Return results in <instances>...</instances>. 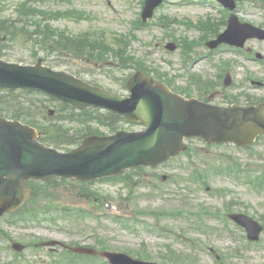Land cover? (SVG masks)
I'll return each mask as SVG.
<instances>
[{
	"label": "rangeland",
	"instance_id": "374dc122",
	"mask_svg": "<svg viewBox=\"0 0 264 264\" xmlns=\"http://www.w3.org/2000/svg\"><path fill=\"white\" fill-rule=\"evenodd\" d=\"M167 1L164 7L156 10L153 19L149 21V27L141 30L135 28L134 23L139 18L143 0H0V21L18 18L21 6H27L36 11V21L41 25V29L49 33L56 34L64 31L79 40L83 39L82 33L94 32L91 39L107 45V50L110 51V53L105 52L104 64L96 70L97 72H92L83 61H72L71 66L60 65L58 70L77 73L80 71L79 74L84 80L121 96L127 95V90L122 89L120 82L127 83L135 74V70H143L149 72V76L154 80L162 76L177 92L186 91L189 96L196 98L203 97L205 90L219 98L222 95H228V98H233L235 102L242 105L251 100L255 101L256 98H264V88L257 89L250 83L251 80L264 83L262 68L241 61L222 46L209 55V50L204 43L209 38L213 39L212 36L215 33L224 31L225 26L223 27L220 22L223 20L222 16L216 12L209 16L208 8L196 5L195 0H191L192 4L188 3L190 0ZM255 1L264 11V0ZM244 7L249 14L242 16V20L264 27V12L262 15L261 10L251 5ZM42 11L47 12L48 15L42 14ZM69 11L82 12L84 14L82 20L75 22L66 18L65 13ZM59 12L62 14H57ZM52 13L57 16L52 17ZM241 14L243 15V12ZM159 25H162V29ZM209 27L210 29L213 27L212 32ZM116 35H123V37L117 38ZM167 42H173L176 50L168 52L165 49ZM253 42L248 41L246 47L252 49V53L257 51L264 55V43L256 45ZM126 46H128L127 51L124 50ZM115 50L124 58L120 63L128 64L129 68H122L117 64L120 59L116 60ZM38 51L41 53H36ZM36 52L34 49L30 51L27 47L16 46L15 52L6 51L9 56L5 57V60L25 66L34 65L40 59L42 64L48 66L51 60L46 58L44 52L37 49ZM35 54L37 59L32 57ZM225 66L227 68L222 77L230 76L234 87L227 91L221 89L223 79L217 76L221 67ZM237 88H240L239 92L244 91L237 95L239 93ZM248 97L252 99L249 100ZM54 109L49 104L47 110ZM39 120V118L33 119L36 125H42ZM60 127L67 132L69 130L78 134L93 132L107 134L106 130L95 124L62 123ZM119 128L125 131L142 129L140 126L133 127L126 124L120 125ZM189 148H193L194 151L193 156L188 154L190 159L186 155H181L158 172H151L148 169L139 172L140 179H137L139 185L133 182L132 194L127 200H125L127 189L111 184H97L92 187L91 191L95 197L101 198L103 202H100V205L93 199L85 200L83 198L85 196L68 183L62 185L67 189L51 190L53 191L51 194H55L62 200V205L94 210L100 212V215H109L107 217L109 220L101 216L98 223L91 220L85 222L70 220V222L62 223L64 227L71 229L70 233L64 231L51 233L48 230H40L36 225L25 226L28 229H21L22 226H19V229L5 228V231L10 239H17L25 246L29 245L30 243H26L33 239L43 237L46 240L78 243L82 246L96 247L98 245L99 249L104 251L124 253L133 258L137 255L144 261L159 264H264V232L260 236L259 246L251 247L247 245L244 233L240 229L231 224L225 226L220 223L224 210L230 206L229 210L233 213L246 214L264 225V191L257 193L251 187L237 183L235 178L218 174L220 173L218 167L222 164L221 159L230 158L241 168H249L258 175L259 171L264 170V147L262 148L261 142H257L244 151L235 150L231 146L206 148L199 141H191ZM65 150L66 148H63L61 152ZM192 170L205 175L206 186L201 188L187 177ZM163 175L168 177L167 180L161 179ZM52 186H56V183H52L50 187ZM207 187L209 191H206ZM46 188V186H39L38 189ZM49 192L50 190L45 191V193ZM44 196L34 199L17 215L0 217V224L4 220L9 221L30 213L40 218L46 216L43 214L46 209L41 211L35 209L46 207L44 202H48L49 198ZM171 212H174L176 216L183 213L185 219L183 217L180 219L178 216L177 222H174L175 220L172 221L170 218L174 216ZM194 212L207 214L200 220L186 217ZM154 213L158 215L157 220L153 217ZM113 215L128 219L130 223L124 226L114 223L111 220ZM131 220L148 224L149 233L145 230L141 231L138 224L132 225ZM152 226L162 232L169 231L170 236L154 238ZM90 234H94V239L88 237ZM171 235H176L185 241H193L195 247L190 245L188 249L184 244L172 239ZM1 247L6 249L7 246L0 241ZM23 253L24 256H32L33 249L29 247L28 251ZM9 257L10 254L7 251L0 253V264H9ZM37 260L30 261L37 263Z\"/></svg>",
	"mask_w": 264,
	"mask_h": 264
},
{
	"label": "water",
	"instance_id": "95a60500",
	"mask_svg": "<svg viewBox=\"0 0 264 264\" xmlns=\"http://www.w3.org/2000/svg\"><path fill=\"white\" fill-rule=\"evenodd\" d=\"M229 6L231 0H219ZM161 0H147L143 19L151 17ZM251 37L264 33L240 25L232 17L228 30L209 46L221 42L241 46ZM0 88H28L77 107L101 106L130 121H141L148 129L141 133L120 132L108 138L90 137L79 148L61 154L39 145L33 129L0 118V204L3 209L17 208L28 198L24 181L51 177L89 180L118 174L135 166H157L174 156L183 137H203L209 142L247 145L264 133V105L250 108H216L195 100L184 101L161 86L152 87L139 77L130 83L131 97L118 96L92 88L62 72L23 67L0 61ZM250 240H257L261 228L253 220L236 215ZM110 264H149L109 254Z\"/></svg>",
	"mask_w": 264,
	"mask_h": 264
},
{
	"label": "trees",
	"instance_id": "16d2710c",
	"mask_svg": "<svg viewBox=\"0 0 264 264\" xmlns=\"http://www.w3.org/2000/svg\"><path fill=\"white\" fill-rule=\"evenodd\" d=\"M18 13L19 17L16 19L0 21V36H4L6 41L4 44L9 47V50L18 45H28L31 49L51 48L57 57L82 58L93 62H96L99 56H104L103 49L100 46L91 45L63 33L53 34L41 29V25L36 21V12L32 8L21 6ZM91 58L92 60H90ZM33 96L34 94L29 91L0 90V115L36 127L33 119H36L39 115L38 111L42 114L44 107H42V110L34 107ZM58 114L55 124L44 127L41 132L39 131V140L45 145L56 148L75 144L80 138L79 134H69L66 130H63L59 126L60 121L67 120L70 123L82 124L83 122L97 120L101 124L109 126V130L112 131V129H116L115 124L119 120L117 116L112 114L97 115L90 113L89 110L76 112L68 105H63L62 108H59Z\"/></svg>",
	"mask_w": 264,
	"mask_h": 264
},
{
	"label": "flooded vegetation",
	"instance_id": "af4514ba",
	"mask_svg": "<svg viewBox=\"0 0 264 264\" xmlns=\"http://www.w3.org/2000/svg\"><path fill=\"white\" fill-rule=\"evenodd\" d=\"M42 244V243H41ZM69 247H67V246H65V245H63L62 246V248H60V250H56L55 252H57V251H63V252H68L69 251V249H68Z\"/></svg>",
	"mask_w": 264,
	"mask_h": 264
}]
</instances>
